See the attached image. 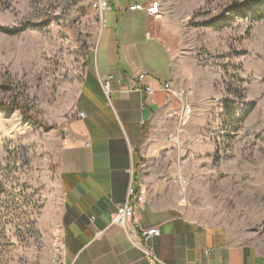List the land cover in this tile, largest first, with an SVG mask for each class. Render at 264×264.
I'll return each mask as SVG.
<instances>
[{
	"label": "rangeland",
	"instance_id": "1",
	"mask_svg": "<svg viewBox=\"0 0 264 264\" xmlns=\"http://www.w3.org/2000/svg\"><path fill=\"white\" fill-rule=\"evenodd\" d=\"M138 1L157 5L150 33L197 83L166 136L174 160L151 162L165 172L154 178L163 200L232 235L256 254L247 264H264V6L255 19L228 17L226 7L244 0ZM94 2L0 0V27L30 23L15 35L0 31V84L9 85L0 101L26 111L0 108V264H51L60 253V138L90 120L119 122L113 97L82 85L108 30Z\"/></svg>",
	"mask_w": 264,
	"mask_h": 264
},
{
	"label": "crops",
	"instance_id": "2",
	"mask_svg": "<svg viewBox=\"0 0 264 264\" xmlns=\"http://www.w3.org/2000/svg\"><path fill=\"white\" fill-rule=\"evenodd\" d=\"M136 3L148 6L149 2L111 0L104 12L108 30L102 32L97 50L88 58L82 82L83 88L102 99L106 95L102 89L105 76H114L109 95L119 122L90 120L92 113L81 109L83 118L90 122L85 126L80 123L71 133L68 128L66 136L60 138L56 230L61 248L51 264H148L139 248V236L110 224L108 215L125 198L129 184L139 183L145 185L147 196L134 214L144 228L159 229L150 244L163 263L247 264L256 254L243 249L218 227L185 217L178 201L171 204L163 200L165 189L154 180L165 172L152 170L151 162L174 160V154L168 155L164 148L166 136L176 130L182 105L174 98L166 100L158 86L169 82L175 89L190 88L193 96H198V91L191 88L196 81L186 78L172 52L150 33L151 17L145 9L128 8ZM142 70L148 73L146 82L155 88L152 102L144 100V93L127 90ZM189 97L183 98V108L188 109ZM90 101L87 97V104ZM143 126L147 133L140 141ZM205 248L214 252L206 256Z\"/></svg>",
	"mask_w": 264,
	"mask_h": 264
},
{
	"label": "built area",
	"instance_id": "3",
	"mask_svg": "<svg viewBox=\"0 0 264 264\" xmlns=\"http://www.w3.org/2000/svg\"><path fill=\"white\" fill-rule=\"evenodd\" d=\"M93 7L100 11V15H103L106 10L110 8V2L108 0H96L93 3ZM130 9H145L149 15L154 14L157 11V5L153 2L151 5L145 6L140 3L129 5ZM148 73L145 70L140 71L136 74L135 83L132 87L127 90H134L140 93H144L145 101L152 102L154 87H151L149 82H146L148 78ZM114 76L112 74L105 76L102 82V89L106 95L110 93V82ZM160 90L165 92L166 100H171V98L177 99L183 105V98L187 96V93L192 94V90H184L183 88H172V85L167 82L162 84V86H158ZM82 112L78 115L82 116ZM132 174V171L129 170ZM147 189L143 184H129L125 198L118 203L113 210L110 211L109 222L110 224L119 225L122 227L128 234H136L139 236V248L144 252L145 256L148 259V264H165L163 261L158 258L155 253L152 251V246L150 244L151 238L159 235V229L155 226L144 228L141 226L138 217L136 216V210L144 204L146 201ZM61 246L58 245V250H60ZM214 249L205 248L203 253L207 256L212 254Z\"/></svg>",
	"mask_w": 264,
	"mask_h": 264
},
{
	"label": "trees",
	"instance_id": "4",
	"mask_svg": "<svg viewBox=\"0 0 264 264\" xmlns=\"http://www.w3.org/2000/svg\"><path fill=\"white\" fill-rule=\"evenodd\" d=\"M111 4V0H108ZM264 6V0H244L241 3H236V2H232L227 8V11L230 13V15L228 17H235V16H239V17H246L248 14L250 16H252L255 19H260L263 15L262 12V8ZM220 21L218 22H210V21H204L202 22V24H206L209 26H213V27H217L219 25ZM34 27H38L39 24H32ZM30 27V23L29 22H23L19 25H15V26H2L0 27V31H2L3 33L9 34V35H15L18 34L24 30H26V28ZM0 88L7 90L9 89V85H5V84H0ZM11 107H18L22 110L23 115H25V110L23 108V106L14 101L11 103H6L4 101H0V108L3 109H8ZM251 110V108H247L244 110L242 117L245 116L247 113H249V111ZM236 127V126H235ZM142 134H141V139L140 141H142L147 133V127L143 126L142 128ZM138 148H136L134 151L136 153H138Z\"/></svg>",
	"mask_w": 264,
	"mask_h": 264
}]
</instances>
